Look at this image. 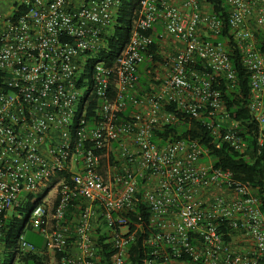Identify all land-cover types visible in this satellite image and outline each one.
I'll return each instance as SVG.
<instances>
[{
	"label": "built area",
	"instance_id": "2783aa9c",
	"mask_svg": "<svg viewBox=\"0 0 264 264\" xmlns=\"http://www.w3.org/2000/svg\"><path fill=\"white\" fill-rule=\"evenodd\" d=\"M122 2L0 0V264L36 253L44 264H131L138 230L142 264H264L257 194L203 162L210 155L198 141L154 140L196 119L247 150L217 88L218 75L236 83L221 14L208 0H140L108 64L98 55ZM224 2L261 130L264 0ZM147 66L154 74L138 87ZM139 196L150 213L135 223Z\"/></svg>",
	"mask_w": 264,
	"mask_h": 264
},
{
	"label": "trees",
	"instance_id": "16d2710c",
	"mask_svg": "<svg viewBox=\"0 0 264 264\" xmlns=\"http://www.w3.org/2000/svg\"><path fill=\"white\" fill-rule=\"evenodd\" d=\"M139 1L123 0L115 33L109 38L107 49L98 55V59L105 60V62L111 64L121 53L129 39L131 20L139 10ZM208 1L216 5L215 12L220 13L222 16L224 28L219 40L229 50L233 69L236 73L234 87H230L229 83L218 75L217 88L221 91L224 105L231 120L238 123V130L248 145L247 150L242 154L233 151L227 144L215 139L204 123L196 119L190 122L189 127L188 123L181 121L173 127L157 132L154 140L158 141L160 138L163 140L167 138H191L198 141L208 150L214 168L232 173L234 179L249 186L257 194L261 200L260 208L264 214V126L260 130V126L252 119L247 108L250 97L249 74L243 65L241 53L236 48L231 30L227 25V7L225 2L224 0ZM256 38L258 48L264 54V30L257 32ZM152 48L156 49L157 44L154 43ZM139 74L138 87H148L147 80L149 76H153V70H150L147 66L145 72L141 70ZM179 115L181 116V114ZM149 213V207L142 200V197L139 196L135 212L130 215V220L135 223L147 222ZM12 228L11 235L19 231L15 224ZM133 230L134 227H132L131 231ZM10 237L6 244L8 248L14 245V241ZM27 239L33 242L37 248H43V244L38 238L32 239L29 237ZM9 253L12 254L11 252ZM146 253L147 250L141 242V231L138 230L135 241L129 249L131 264H142L146 258ZM45 259L46 257L36 253L22 256L21 262L26 264H44ZM7 263L9 264L10 261H7Z\"/></svg>",
	"mask_w": 264,
	"mask_h": 264
},
{
	"label": "rangeland",
	"instance_id": "374dc122",
	"mask_svg": "<svg viewBox=\"0 0 264 264\" xmlns=\"http://www.w3.org/2000/svg\"><path fill=\"white\" fill-rule=\"evenodd\" d=\"M203 162H212V158L211 157H205L204 159H203ZM32 238V239H36V238H38L41 242L43 241V239L41 238V237H37L35 234H28L27 235V238ZM15 264H26V263H23V262H15Z\"/></svg>",
	"mask_w": 264,
	"mask_h": 264
},
{
	"label": "crops",
	"instance_id": "0c3cea01",
	"mask_svg": "<svg viewBox=\"0 0 264 264\" xmlns=\"http://www.w3.org/2000/svg\"><path fill=\"white\" fill-rule=\"evenodd\" d=\"M159 30V29H158Z\"/></svg>",
	"mask_w": 264,
	"mask_h": 264
}]
</instances>
